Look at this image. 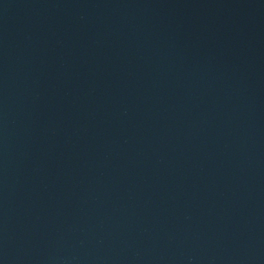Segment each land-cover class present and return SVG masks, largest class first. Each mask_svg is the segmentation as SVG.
<instances>
[{"label":"water","instance_id":"water-1","mask_svg":"<svg viewBox=\"0 0 264 264\" xmlns=\"http://www.w3.org/2000/svg\"><path fill=\"white\" fill-rule=\"evenodd\" d=\"M0 264H264V0H0Z\"/></svg>","mask_w":264,"mask_h":264}]
</instances>
